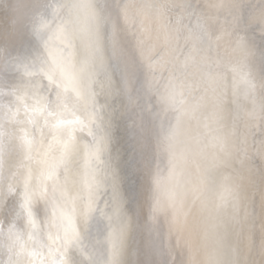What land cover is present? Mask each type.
I'll return each mask as SVG.
<instances>
[{
    "label": "bare ground",
    "instance_id": "bare-ground-1",
    "mask_svg": "<svg viewBox=\"0 0 264 264\" xmlns=\"http://www.w3.org/2000/svg\"><path fill=\"white\" fill-rule=\"evenodd\" d=\"M90 3L111 17L105 63L91 78L80 71L79 39ZM262 28L264 0H0V264L10 249L20 264H51L69 227L81 247L103 251L121 225L122 264L203 258L211 205L232 171L213 165V138L226 135L238 158H250L257 184L264 154L259 99L247 115L252 106L233 96L229 74L217 109L209 75L237 61L238 34L264 46ZM66 37L80 95L53 76L49 53ZM233 167L247 174L238 160ZM69 257L84 264L75 246ZM250 259L261 261L258 249Z\"/></svg>",
    "mask_w": 264,
    "mask_h": 264
},
{
    "label": "snow or ice",
    "instance_id": "snow-or-ice-1",
    "mask_svg": "<svg viewBox=\"0 0 264 264\" xmlns=\"http://www.w3.org/2000/svg\"><path fill=\"white\" fill-rule=\"evenodd\" d=\"M88 6L91 9V19L86 28L82 29V35L79 37L84 51L80 71L88 72L91 78L105 63L103 27L110 22L111 17L110 14H105L102 8L97 9L93 3ZM261 37L264 45V28L261 30ZM109 40L115 54L119 51V40L114 21H112ZM61 43L63 48H54L49 53L53 57L55 66L53 76L57 72L59 74L57 87L62 88L65 93L71 91L80 95L77 88V74L71 63L70 53L65 55L64 52V49L73 47V40L66 37ZM236 50L239 52V58L235 63L229 64L224 72H214L209 75L213 93L211 99L217 109H220L229 87L228 75L231 74L230 86L233 96L242 95L246 103L252 106L251 110L245 107L246 114L255 115L258 99L259 111L264 113V46L257 47L249 42L245 34H238ZM49 80L52 81V76H49ZM207 99L201 97L204 103H207ZM199 107L200 104L194 105L190 111L195 112ZM53 127H59V123L54 124ZM213 139V146L218 149L213 155V165L232 171L223 177L220 191L211 205L212 247L203 258L198 259L195 253H191L187 264H264V154H261V178L257 184L252 166L245 164V160L250 158H238L237 149L234 145L229 146L226 135L216 136ZM233 160H238L240 165L246 168V175L234 169ZM233 172H236V175H233ZM202 186L203 180L197 187L198 192L202 190ZM254 205L259 208L260 215L258 239L254 223ZM205 207L208 205L206 204ZM125 236L126 225L109 231L104 240L103 251H98L81 247L76 230L72 227L66 228L63 244L55 249L51 264H72L69 251L73 246L84 257V264H122L120 256ZM254 248L259 251L260 262L250 259ZM9 252L7 264H20L18 259L13 258L11 249ZM16 255L18 256L19 253Z\"/></svg>",
    "mask_w": 264,
    "mask_h": 264
}]
</instances>
